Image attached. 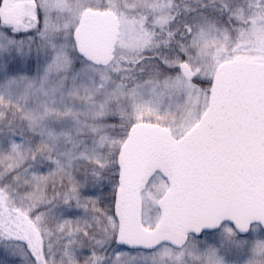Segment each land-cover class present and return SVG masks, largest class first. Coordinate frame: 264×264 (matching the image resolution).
<instances>
[{"label": "snow or ice", "instance_id": "6c2138e0", "mask_svg": "<svg viewBox=\"0 0 264 264\" xmlns=\"http://www.w3.org/2000/svg\"><path fill=\"white\" fill-rule=\"evenodd\" d=\"M0 249L264 264V0H0Z\"/></svg>", "mask_w": 264, "mask_h": 264}, {"label": "trees", "instance_id": "16d2710c", "mask_svg": "<svg viewBox=\"0 0 264 264\" xmlns=\"http://www.w3.org/2000/svg\"><path fill=\"white\" fill-rule=\"evenodd\" d=\"M15 261L14 260H12L11 258H8V256L6 255V256H1L0 255V264H15L14 263Z\"/></svg>", "mask_w": 264, "mask_h": 264}, {"label": "rangeland", "instance_id": "374dc122", "mask_svg": "<svg viewBox=\"0 0 264 264\" xmlns=\"http://www.w3.org/2000/svg\"><path fill=\"white\" fill-rule=\"evenodd\" d=\"M0 255L1 256H8V258H11L12 260H14L15 262V264H20V260H19V258L18 257H13V256H10V255H8V254H6L4 251H3V249H0ZM4 264V263H3ZM8 264V263H7Z\"/></svg>", "mask_w": 264, "mask_h": 264}]
</instances>
